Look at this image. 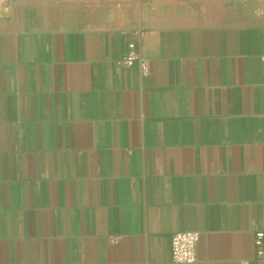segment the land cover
Returning a JSON list of instances; mask_svg holds the SVG:
<instances>
[{"label": "crops", "instance_id": "obj_1", "mask_svg": "<svg viewBox=\"0 0 264 264\" xmlns=\"http://www.w3.org/2000/svg\"><path fill=\"white\" fill-rule=\"evenodd\" d=\"M205 2L0 0V264H177L186 230L255 264L264 16Z\"/></svg>", "mask_w": 264, "mask_h": 264}, {"label": "built area", "instance_id": "obj_2", "mask_svg": "<svg viewBox=\"0 0 264 264\" xmlns=\"http://www.w3.org/2000/svg\"><path fill=\"white\" fill-rule=\"evenodd\" d=\"M120 63L124 66H132L138 63L143 75L149 72V65L139 53L136 45L130 42L122 56ZM200 235L197 231L186 230L173 233L171 237V259L177 264H192L197 260V244ZM254 263L264 264V230L257 231L254 235ZM242 264H248L243 262Z\"/></svg>", "mask_w": 264, "mask_h": 264}, {"label": "rangeland", "instance_id": "obj_3", "mask_svg": "<svg viewBox=\"0 0 264 264\" xmlns=\"http://www.w3.org/2000/svg\"><path fill=\"white\" fill-rule=\"evenodd\" d=\"M214 2L204 3V6L208 7V11L206 9L200 10L202 13H213V5L216 4L217 8H220L223 5L224 8L228 9L230 12V16L238 17V16H245L246 18L249 17H263L264 16V0H213ZM107 11H102V13ZM134 14L138 13L137 10L131 11ZM219 13L218 11H215ZM78 10L72 9L70 10L71 15L78 14ZM244 13V14H243Z\"/></svg>", "mask_w": 264, "mask_h": 264}]
</instances>
